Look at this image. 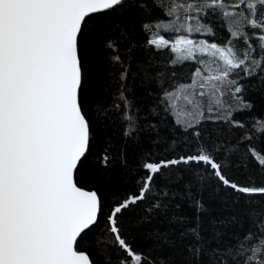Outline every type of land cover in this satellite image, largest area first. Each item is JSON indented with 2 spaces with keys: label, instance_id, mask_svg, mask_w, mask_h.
<instances>
[{
  "label": "snow or ice",
  "instance_id": "1",
  "mask_svg": "<svg viewBox=\"0 0 264 264\" xmlns=\"http://www.w3.org/2000/svg\"><path fill=\"white\" fill-rule=\"evenodd\" d=\"M256 92L264 0H0V264H264Z\"/></svg>",
  "mask_w": 264,
  "mask_h": 264
},
{
  "label": "trees",
  "instance_id": "2",
  "mask_svg": "<svg viewBox=\"0 0 264 264\" xmlns=\"http://www.w3.org/2000/svg\"><path fill=\"white\" fill-rule=\"evenodd\" d=\"M115 19H121L120 17H116ZM136 23H133V26L136 29V32L134 35L131 36V40L133 44H136L138 42H141L145 39V33L141 30V28L139 27V17H136ZM124 23H129V21L127 19L123 20ZM237 45H239V42H237ZM185 71H187V69H185ZM254 100H255V107L257 112H260L262 110V106H264V96H262L259 92L254 93ZM234 178L238 179L240 181H244L245 180V176L241 173H234ZM139 243V241H138Z\"/></svg>",
  "mask_w": 264,
  "mask_h": 264
}]
</instances>
